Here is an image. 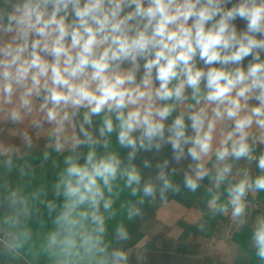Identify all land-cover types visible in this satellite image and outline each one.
<instances>
[{
  "label": "clouds",
  "instance_id": "obj_1",
  "mask_svg": "<svg viewBox=\"0 0 264 264\" xmlns=\"http://www.w3.org/2000/svg\"><path fill=\"white\" fill-rule=\"evenodd\" d=\"M202 187L264 264V0H0V264H130Z\"/></svg>",
  "mask_w": 264,
  "mask_h": 264
},
{
  "label": "crops",
  "instance_id": "obj_2",
  "mask_svg": "<svg viewBox=\"0 0 264 264\" xmlns=\"http://www.w3.org/2000/svg\"><path fill=\"white\" fill-rule=\"evenodd\" d=\"M14 142L20 143L19 139ZM39 144L34 150L36 156L41 153L43 141ZM166 152L170 154V150ZM33 162L38 164V160ZM36 171L38 183L40 169ZM54 175L55 170L49 168L47 178L54 179ZM174 180L182 185V175ZM250 197L258 205L251 215L264 213V192ZM206 199L203 187L196 193L182 189L177 195L170 194L166 204L159 199L146 204L143 216L132 221L125 213H118L109 226L114 230L123 221L128 227L130 264H261L251 245L250 222L239 227L224 215L212 217L206 210Z\"/></svg>",
  "mask_w": 264,
  "mask_h": 264
},
{
  "label": "built area",
  "instance_id": "obj_3",
  "mask_svg": "<svg viewBox=\"0 0 264 264\" xmlns=\"http://www.w3.org/2000/svg\"><path fill=\"white\" fill-rule=\"evenodd\" d=\"M249 199L252 201V203H251V205H250V209H252V212L251 213H254L255 211H257L258 210V205H257V203L250 197V195H249ZM227 217V219L231 222V219H230V217L229 216H226Z\"/></svg>",
  "mask_w": 264,
  "mask_h": 264
}]
</instances>
